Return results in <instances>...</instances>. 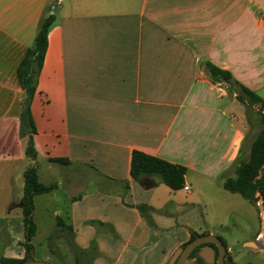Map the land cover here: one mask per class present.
Wrapping results in <instances>:
<instances>
[{
  "label": "crops",
  "instance_id": "0c3cea01",
  "mask_svg": "<svg viewBox=\"0 0 264 264\" xmlns=\"http://www.w3.org/2000/svg\"><path fill=\"white\" fill-rule=\"evenodd\" d=\"M48 14L33 160L17 68ZM206 61L264 98V0H0V258L26 255L18 204L33 164L57 187L34 197L31 259L168 264L193 234L224 240L213 226L235 209L218 213L208 193L227 190L253 139L247 147L250 112L228 84L212 81ZM134 150L185 166L190 189L135 179ZM139 204L151 208L143 214ZM259 235L243 241L249 258L229 263L264 264ZM210 251L186 264H214Z\"/></svg>",
  "mask_w": 264,
  "mask_h": 264
},
{
  "label": "trees",
  "instance_id": "16d2710c",
  "mask_svg": "<svg viewBox=\"0 0 264 264\" xmlns=\"http://www.w3.org/2000/svg\"><path fill=\"white\" fill-rule=\"evenodd\" d=\"M54 20V14H48L42 19L34 45L26 50L17 68L19 83L26 94L22 102L21 134L28 137L26 155L33 160L37 158V151L34 146L33 135L36 133V126L31 111V104L37 90L38 76L48 47L49 30ZM205 66L213 82L228 84L230 89L236 93V98L246 106L248 111L254 108L261 117V128L251 143L248 157L243 158L240 156L235 167V175L227 176L224 179L223 186L228 191L239 193L256 206L257 202L261 201L264 208V98L236 79L230 70L220 68L210 61H206ZM52 160L68 162L66 158H55ZM130 171L135 179L143 176L157 177L160 182L165 183L171 189L179 190L184 187L187 168L181 164L172 163L163 158L134 150ZM56 187V183L46 184L40 181L37 164L28 166L25 169L21 203L25 229V240L22 245L26 250V255L23 259L1 257L0 264H17L33 257L34 244L32 238L37 231V224L34 219V197L37 194L50 192ZM138 208L145 214L151 207L147 204H139ZM58 226L69 227L61 218H58ZM195 237L196 235L193 234L190 241ZM222 241L227 246L223 239ZM198 250L199 247L195 248L190 258L197 257L200 259Z\"/></svg>",
  "mask_w": 264,
  "mask_h": 264
},
{
  "label": "rangeland",
  "instance_id": "374dc122",
  "mask_svg": "<svg viewBox=\"0 0 264 264\" xmlns=\"http://www.w3.org/2000/svg\"><path fill=\"white\" fill-rule=\"evenodd\" d=\"M249 112L250 132L248 134L247 147L260 130L262 124L261 117L256 113V109L251 108ZM208 195L211 197L212 203L216 206L218 213H220V206L228 208L224 210L227 211L225 215L230 209H235V212L227 214L223 224L216 222L213 226L214 229L219 231V235L224 238L225 242L233 249L232 253L226 254V262H229V259H234L240 254L242 256L240 258L243 260L249 258V250L244 248L243 241L250 237V232L252 231H254V233L260 232L258 243L255 245L261 247L264 252V208L261 201H258L256 206L253 202L244 198L239 193L228 190L223 192H217L215 190V192L208 193ZM221 211H223V209H221Z\"/></svg>",
  "mask_w": 264,
  "mask_h": 264
},
{
  "label": "water",
  "instance_id": "95a60500",
  "mask_svg": "<svg viewBox=\"0 0 264 264\" xmlns=\"http://www.w3.org/2000/svg\"><path fill=\"white\" fill-rule=\"evenodd\" d=\"M26 96V94H25ZM22 206V203L18 204ZM199 247L198 255L204 256L201 252L211 250L212 263L226 264L227 246L222 239L215 234L198 235L184 246L178 248L168 264H186L195 248ZM17 264H54L46 260L28 259Z\"/></svg>",
  "mask_w": 264,
  "mask_h": 264
},
{
  "label": "built area",
  "instance_id": "2783aa9c",
  "mask_svg": "<svg viewBox=\"0 0 264 264\" xmlns=\"http://www.w3.org/2000/svg\"><path fill=\"white\" fill-rule=\"evenodd\" d=\"M184 189H185V190H189L190 188H189L188 185H185V186H184ZM263 213H264V212H263Z\"/></svg>",
  "mask_w": 264,
  "mask_h": 264
},
{
  "label": "flooded vegetation",
  "instance_id": "af4514ba",
  "mask_svg": "<svg viewBox=\"0 0 264 264\" xmlns=\"http://www.w3.org/2000/svg\"><path fill=\"white\" fill-rule=\"evenodd\" d=\"M226 264H230L229 262H226Z\"/></svg>",
  "mask_w": 264,
  "mask_h": 264
}]
</instances>
